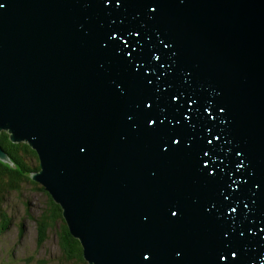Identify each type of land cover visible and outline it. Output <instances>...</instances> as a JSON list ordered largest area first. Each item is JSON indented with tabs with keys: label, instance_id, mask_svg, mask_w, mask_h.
Instances as JSON below:
<instances>
[{
	"label": "water",
	"instance_id": "95a60500",
	"mask_svg": "<svg viewBox=\"0 0 264 264\" xmlns=\"http://www.w3.org/2000/svg\"><path fill=\"white\" fill-rule=\"evenodd\" d=\"M2 131L89 264H264V0H0Z\"/></svg>",
	"mask_w": 264,
	"mask_h": 264
},
{
	"label": "trees",
	"instance_id": "16d2710c",
	"mask_svg": "<svg viewBox=\"0 0 264 264\" xmlns=\"http://www.w3.org/2000/svg\"><path fill=\"white\" fill-rule=\"evenodd\" d=\"M0 146L12 162L9 164L0 159V235L7 232L11 225L9 214L4 209L7 197L12 193H22L24 185H31L47 194L50 201L40 212V216L35 218L38 244L42 246L48 240L49 231L57 229L59 245L65 257L85 262L83 246L71 235L63 208L53 200L42 184L31 177L42 169L37 152L27 143H13L6 131L0 132Z\"/></svg>",
	"mask_w": 264,
	"mask_h": 264
},
{
	"label": "rangeland",
	"instance_id": "374dc122",
	"mask_svg": "<svg viewBox=\"0 0 264 264\" xmlns=\"http://www.w3.org/2000/svg\"><path fill=\"white\" fill-rule=\"evenodd\" d=\"M24 186L22 193L10 194L4 206L11 225L0 235V264H89L65 257L57 229L49 231L48 240L42 246L38 244L35 218L50 201L47 194L34 186Z\"/></svg>",
	"mask_w": 264,
	"mask_h": 264
}]
</instances>
